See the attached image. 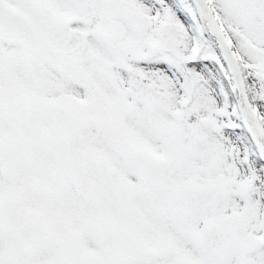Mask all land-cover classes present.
<instances>
[{
  "label": "snow or ice",
  "instance_id": "snow-or-ice-1",
  "mask_svg": "<svg viewBox=\"0 0 264 264\" xmlns=\"http://www.w3.org/2000/svg\"><path fill=\"white\" fill-rule=\"evenodd\" d=\"M0 264H264V0H0Z\"/></svg>",
  "mask_w": 264,
  "mask_h": 264
}]
</instances>
